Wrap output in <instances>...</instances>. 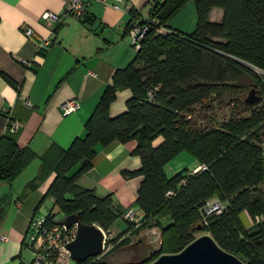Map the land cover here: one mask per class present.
<instances>
[{"label":"trees","instance_id":"obj_1","mask_svg":"<svg viewBox=\"0 0 264 264\" xmlns=\"http://www.w3.org/2000/svg\"><path fill=\"white\" fill-rule=\"evenodd\" d=\"M189 1L150 0L149 18L139 24L157 23H150L134 61L114 74L85 124L84 136L68 149L52 145L41 157L39 174L29 188L54 173L43 202L52 198L56 214L80 213L83 224L109 232L126 210L115 205L111 195L98 197L81 187L79 180L93 167L98 146L137 143L132 154L140 158L141 168L123 174L143 177L135 203L144 213L142 226L133 230L127 223V230L112 240L116 246L109 253L77 264H108V257L132 246L126 237L130 232L138 234L152 221L161 231L158 250L128 264H151L162 255L178 254L202 234L246 264H264V0H193L198 14L195 32L169 29V22ZM215 8L223 10L221 22L210 20ZM132 18L138 19V14L132 12ZM132 27L133 21L127 34ZM161 28L167 32L161 33ZM1 76L20 96L21 85ZM250 87L259 101H245L238 115L220 125L202 123L199 108L209 109L214 101ZM121 90L132 95L126 111L112 117L110 108ZM159 138L162 142L155 146ZM182 152L207 169L169 178L166 166ZM35 159L36 154L20 147L17 133L8 129L0 138V182L12 183ZM213 199L224 209L205 224L203 208ZM245 212L252 221H263L246 228L241 220ZM160 218H170V226H161Z\"/></svg>","mask_w":264,"mask_h":264},{"label":"crops","instance_id":"obj_2","mask_svg":"<svg viewBox=\"0 0 264 264\" xmlns=\"http://www.w3.org/2000/svg\"><path fill=\"white\" fill-rule=\"evenodd\" d=\"M68 2L0 0V138L8 130L10 116L22 124L17 132L19 146L36 154L12 183L0 182V264L32 263L33 253L25 243L28 229L33 217L42 214L43 201L56 177L53 173L29 188L39 174L41 157L52 145L68 149L84 136L85 124L114 74L136 58L127 26L149 18L150 0H122L118 8L112 2L107 6L92 2L87 22L75 17L66 18L62 24L42 19L45 13L62 16ZM132 12L138 19L132 20ZM223 14L215 8L210 20L221 22ZM197 23L196 4L191 0L168 27L189 35ZM27 29L32 30L33 38L26 35ZM38 43L43 46L39 48ZM1 73L21 85L20 96ZM131 95L130 90L118 92L110 108L112 117L126 111ZM70 100H78L80 108L65 116L62 105ZM161 142L159 138L154 145ZM136 145L133 141L98 146L93 167L80 178V186L95 191L98 197L111 195L123 210H138L135 203L143 177L126 178L123 174L141 168L140 158L132 154ZM200 167L196 163L190 172H198ZM49 201L54 203L52 198ZM138 211L144 219V213ZM241 220L246 228L253 226L246 213L241 214ZM150 231L159 232L161 242L160 229Z\"/></svg>","mask_w":264,"mask_h":264},{"label":"built area","instance_id":"obj_3","mask_svg":"<svg viewBox=\"0 0 264 264\" xmlns=\"http://www.w3.org/2000/svg\"><path fill=\"white\" fill-rule=\"evenodd\" d=\"M94 1L100 2L105 6L112 2L113 6L115 8H118L117 3L121 2L122 0H69V2L65 6L62 16L45 13L42 19L47 23L57 22L59 24L64 23L65 19L68 17H75L79 20H83L89 16L90 4ZM145 23L146 24H134L129 32L133 47L136 52L141 48V42L150 28V23L156 24L157 21L153 20L151 22ZM160 32L166 33L167 30L161 28ZM25 33L28 37L33 38L32 30L27 29ZM37 45L39 48L43 46V44L40 43H38ZM28 105H30L29 102ZM79 108L80 102L78 100H70L62 105V111L65 116L77 112ZM21 126L22 124L20 121L13 120L10 118V116H8V129L12 133L16 134ZM206 169L207 167L202 166L199 170ZM171 195H173V193L169 192L168 196ZM223 209L224 204L219 199H213L207 202L203 208L204 223L207 224L208 217L221 214L223 212ZM138 210L131 207L128 208L123 215V219L132 226L133 230L140 228L143 223V217L140 215V212ZM66 217L67 216L64 215L62 218H58V214H56L55 211L47 215L38 214L33 217L25 241L26 245L32 251L34 256L31 264L78 263L74 260L72 254L68 249L69 245L76 240L78 227L76 224L71 227H66L65 225H63L62 223L65 221ZM260 222L261 219L253 221V226ZM101 230L104 234L103 255H105L109 253L116 246V244L112 242L114 237L112 236L111 232H106L102 228ZM155 233L157 232L153 231V234ZM130 235L131 232L126 237H129ZM158 242H160V238Z\"/></svg>","mask_w":264,"mask_h":264},{"label":"rangeland","instance_id":"obj_4","mask_svg":"<svg viewBox=\"0 0 264 264\" xmlns=\"http://www.w3.org/2000/svg\"><path fill=\"white\" fill-rule=\"evenodd\" d=\"M261 73L264 75V72ZM252 89L253 88L250 87L246 90L245 93L238 92L233 96H226L223 101L221 100L222 102L216 100L211 104V107L209 109L199 108L196 113L197 115H199L203 124L211 126V122L213 121L215 123H219L218 125H220L224 121H228L230 118L238 115L242 111V103L246 101ZM254 96L258 97L259 94L255 93ZM196 163H198V161L192 155L187 152H182L166 166V174L169 178H171L182 171L190 172V170H193ZM49 199L50 198H48L44 202L41 210L42 214L40 215H43L45 212L46 214L44 215H47L51 210L57 211L54 206V203L49 201ZM246 215L248 216L251 222V218L248 213H246ZM63 216L64 214L61 212L58 214V218H62ZM159 221L162 224L161 226L163 227H168L171 224L170 218H160ZM261 221H263V219H261ZM127 228V222L123 218H119L111 227L109 233L111 232L112 236L114 238H117L123 232H125ZM153 228H156L154 221H152L148 227L142 229L138 234H131L129 238L132 246L130 245L121 248L120 250L112 254L110 257H108L106 262L108 264H128L132 261L138 262L151 257V255H153V253L158 250L161 243H158V241L154 240L153 242L152 240L150 241L151 237H155L153 232V235L149 233V231L153 230ZM157 234H159V232H157Z\"/></svg>","mask_w":264,"mask_h":264},{"label":"water","instance_id":"obj_5","mask_svg":"<svg viewBox=\"0 0 264 264\" xmlns=\"http://www.w3.org/2000/svg\"><path fill=\"white\" fill-rule=\"evenodd\" d=\"M255 91L251 90L246 103L253 104L259 101L254 96ZM66 227L77 225L78 233L76 240L68 249L75 261L84 263L90 258L103 255L104 234L97 225H85L81 222V214L66 217L62 223ZM198 229H201L199 227ZM153 231L149 233L152 234ZM153 235V234H152ZM150 239L158 241L160 235L155 233ZM147 236V235H146ZM151 264H246L236 255L222 249L210 235H203L188 245L178 254L162 255Z\"/></svg>","mask_w":264,"mask_h":264}]
</instances>
